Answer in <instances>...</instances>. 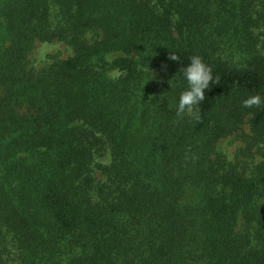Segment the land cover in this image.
<instances>
[{"label": "trees", "instance_id": "16d2710c", "mask_svg": "<svg viewBox=\"0 0 264 264\" xmlns=\"http://www.w3.org/2000/svg\"><path fill=\"white\" fill-rule=\"evenodd\" d=\"M261 25L264 0H0V264L2 228L20 264H264V158L217 147L264 142ZM35 41L72 55L32 70ZM193 55L199 122L175 111Z\"/></svg>", "mask_w": 264, "mask_h": 264}, {"label": "rangeland", "instance_id": "374dc122", "mask_svg": "<svg viewBox=\"0 0 264 264\" xmlns=\"http://www.w3.org/2000/svg\"><path fill=\"white\" fill-rule=\"evenodd\" d=\"M260 1V0H257ZM155 0H150V3L153 4ZM257 8H261L259 4ZM254 33L257 34L259 39V46L264 51V25L259 26L254 30ZM99 35L94 32H89L86 34V38L89 41L98 38ZM72 55L71 48L61 41H52V42H43V41H35L32 50L27 56V66L32 70H39L46 65L50 64L56 59H66ZM113 73H117V71L110 72V76L113 77ZM253 133L250 130V127L247 123H244L242 126V133L239 136L238 134L229 135L227 137L221 138L218 142V149L225 155L228 161L234 160L235 156L240 160L242 157H247L246 161L250 163L253 161L254 163L258 162L259 159L264 158V142L259 143L257 146L246 149L250 151L249 154H245L243 156L242 149L246 147L247 140L252 137ZM102 158H96L94 161H98L101 163H108L109 153L108 149L102 151ZM252 158V159H250ZM251 161H250V160ZM1 232L4 235L6 240L5 246L7 250L4 254V260L6 264H20L18 259V250L14 246V240L12 236L6 232L5 229H1Z\"/></svg>", "mask_w": 264, "mask_h": 264}, {"label": "clouds", "instance_id": "9594fccd", "mask_svg": "<svg viewBox=\"0 0 264 264\" xmlns=\"http://www.w3.org/2000/svg\"><path fill=\"white\" fill-rule=\"evenodd\" d=\"M168 58L172 61H179L176 55L169 54ZM180 74L186 82V87L175 99L176 115L181 119L188 118L190 121L199 122L201 119L199 106L205 99V92L210 89V85L218 83V78L214 80L210 66L199 55H193L181 69ZM119 75V72L113 73L114 78ZM262 103H264V98L259 95L249 96L242 100V106L245 108L260 106Z\"/></svg>", "mask_w": 264, "mask_h": 264}]
</instances>
